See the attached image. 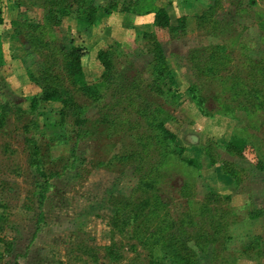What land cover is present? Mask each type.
<instances>
[{
  "label": "trees",
  "instance_id": "16d2710c",
  "mask_svg": "<svg viewBox=\"0 0 264 264\" xmlns=\"http://www.w3.org/2000/svg\"><path fill=\"white\" fill-rule=\"evenodd\" d=\"M15 1L43 10V23L19 19L9 21L16 34L26 36L28 47L43 57V65L40 69L29 67L27 70L32 85L38 89V93L29 97V108L10 101L0 104V130L6 127L10 115L21 119L37 113V118L25 124V130L47 137L51 142H73L77 145L91 137L98 124L106 126L109 137L130 139L132 149L114 158L134 162L135 173L139 177L136 188L138 195L129 196L116 204L113 228L124 233L130 227L131 237L137 241L131 245V249L138 253V246H141L146 250L150 264H200L198 251L208 253L211 246L212 264H236L243 256L250 259L255 255L264 256L262 235L254 236L245 249L235 254L224 253L225 245L231 239L229 226L239 220V212L231 205V193L223 194L208 187L203 199H199L196 179H186L180 186V196L187 204L186 211L176 217L169 209L170 202L163 194V185L170 172L177 168L173 167L174 162L197 170L202 169L203 163L197 157L184 155L185 148L175 144L177 133L167 125L174 116L165 109L160 98L177 89L164 84L170 68L158 35L146 31L140 34L146 51L152 54L144 71L135 68L129 56L119 54L112 45L99 46L95 56L99 72L97 80L88 79L82 63L83 56L90 50L88 43L73 40L68 49L59 46L66 17H74L78 28L88 31L102 14H119L123 17V24L132 28L134 15L154 12L155 26L167 30L170 38L177 39L187 34V15L178 16L174 24L166 6L157 5V0H103V5L98 0ZM221 8V0H210L206 10L195 14L198 29L216 36L223 35L228 24L216 17ZM6 24L4 6L0 0V27ZM244 57L241 64H235L228 44L222 43L193 48L188 59L197 78L228 82V89L238 108L252 114L258 109L264 110V60H256L246 54ZM6 59L0 32V66L6 63ZM188 92L202 114H213L198 83L191 85ZM78 93L97 107L98 117L95 120L88 116V104L78 100ZM48 102H58L60 107L46 111L43 106ZM41 116L45 117L43 123L39 120ZM246 138L234 134L224 148L230 154L250 160L263 171L264 152ZM26 145L29 164L42 178L34 191L42 209L52 187V179L60 172L48 168L38 141L29 138ZM210 146L205 147L207 168L221 163L224 172L235 181L233 189L238 191L246 170L231 160L220 159ZM249 216H264V210L250 211ZM44 217L42 210L39 221H43ZM2 229L0 225V232ZM190 241L197 249L189 244ZM2 242L8 244L7 252L11 253L12 242L0 234ZM116 246L117 242H113L105 247L108 257L116 261L124 260V253H117ZM2 257L0 253V260Z\"/></svg>",
  "mask_w": 264,
  "mask_h": 264
},
{
  "label": "rangeland",
  "instance_id": "374dc122",
  "mask_svg": "<svg viewBox=\"0 0 264 264\" xmlns=\"http://www.w3.org/2000/svg\"><path fill=\"white\" fill-rule=\"evenodd\" d=\"M221 3L222 8L216 17L228 24L223 35L200 31L196 22L192 21L188 24L186 35L165 42L168 53L178 54L172 59L182 66L174 72L181 86L170 73L164 84L177 90L160 98V102L173 113L174 118L167 125L178 135L176 146L185 148L184 155L202 160L203 167L197 170L174 162L173 167L177 168L167 176L163 194L176 217L187 208L186 201L180 196V186L186 179H196L197 197L203 199L208 187H211L210 178L215 177L214 172H209L206 166L205 147L208 145L220 159L231 160L243 167L246 171L238 191L247 192L250 199L246 206L242 204L248 195L240 200L231 199V205L236 203L240 215L237 225H232L234 238L227 241L224 251L235 254L242 250L246 237L249 234L252 237L251 233L260 232L264 241V218L254 226V230L253 225L249 227L247 224L251 209H264V170H259L250 160L230 154L224 146L237 134L248 137L246 140L254 142L264 152V110L258 109L251 114L239 109L228 89L229 83L197 78L188 58L193 48L226 43L235 64H241L245 54L256 60H264V0H221ZM2 4L7 24L0 27V32L7 59L0 66V104L10 101L29 108V97L38 93V89L32 85L27 70L29 67L40 69L43 57L28 47L26 36L16 34L9 21L19 19L43 23V10L20 5L15 0H2ZM181 13L182 9L176 5V14ZM71 22L77 25L74 17L65 18L59 46L68 49L73 40L77 43L83 40L89 44L87 37H82V32L72 27ZM139 40L138 55H127L135 68L144 71L151 58L146 56L144 41ZM96 74L93 72L91 75ZM195 83L199 84L206 96V105L213 109L211 116L201 113L188 92V88ZM76 96L80 102L88 104L87 114L92 121L95 120L98 117L97 107L82 94ZM59 107L58 102H48L43 106L46 111ZM35 118L37 113L21 119L10 115L6 127L0 130V225L3 226L0 234L13 244L12 252L8 253V244L0 243V253L3 254L0 264H150L147 252L141 246H138V253L131 249V245L137 241L131 237L130 227L124 233L113 228L116 204L129 196L138 195L136 188L139 177L135 173L134 162L114 158L132 149L130 139L109 137L106 126L98 124L93 135L77 145L73 142H51L47 137L25 130V124ZM39 120L43 123L45 117L41 116ZM29 138L42 145V157L48 168L60 172L52 179V187L42 209L34 193L36 184L42 178L29 164L26 145ZM233 188L223 194L235 195ZM42 210L45 217L39 221ZM3 218L5 220L2 221ZM113 242L118 245L115 251L124 253V260L116 261L108 257L105 247ZM189 244L197 249L193 241ZM198 254L200 264H212L211 251L206 254L199 251ZM236 264H264V256L255 255L253 259L243 256Z\"/></svg>",
  "mask_w": 264,
  "mask_h": 264
},
{
  "label": "crops",
  "instance_id": "0c3cea01",
  "mask_svg": "<svg viewBox=\"0 0 264 264\" xmlns=\"http://www.w3.org/2000/svg\"><path fill=\"white\" fill-rule=\"evenodd\" d=\"M98 2H99V4H102V5L104 4L103 0H98ZM209 3H210L209 0H157V5L166 6V8L170 14V17H171V22L174 24L177 20V17L181 16V15H187L188 24L192 21L196 22L195 14L204 11L206 9V7H208ZM176 5L182 9V13L180 15L176 14ZM154 18H155L154 12H150L147 14H141V15H134L133 21H132L133 22L132 28H130V27H127L123 24V17L121 15L114 13V14H111L109 16H106V15L102 14L101 17L98 19L97 23L88 31H81L77 27V25H74V23L71 22V26L76 28L79 32L81 31L83 34L81 36L84 38L87 37V39L89 40L90 50L82 58V63H83V66H84V69L86 72V76L88 77V79L97 80L99 77V72L96 68V67H98V65L96 66V64H98V63H97V60L95 57L96 54L94 52L97 50V48L99 46H101L102 44H110L116 49V51L118 53L128 54L131 57H133L134 55H138L137 49H139V46H140V43H139V41H140L139 39H141L140 34L142 32L146 31V32H154L158 35V37L161 40V43L164 47L166 56H167V62H168L169 68H170V73L173 75V77L176 78L175 82H178V84L180 85L181 83H179V79H178V77L175 76L174 72L177 71L178 69H180L179 67L182 68V66H180V64H178V61L175 62L174 59H172L173 56L175 58V57H177L176 55H178V54L175 52L168 53V51L166 50L165 42L166 41L168 42L169 40H172V39L170 38L167 30L158 29L155 26ZM84 34H86V35H84ZM146 53H147L146 56L152 59V54H150L148 52H146ZM183 70H185V69L183 68ZM93 72H95L97 74L95 76H92L91 74ZM207 169L210 170L209 172H212V173L214 172V174H215V177L212 176L210 178V181H209L210 182L209 185L211 186V188H213V189L215 188L218 192L223 193L226 191L228 192L232 187H234L235 181H234L233 177H231L229 174L224 172L221 163H216L212 167L207 168ZM257 193H259V191ZM245 195H248V194H247V192L245 193L243 190L241 192L236 191L235 195L232 193V200H235V198L239 199V200L244 199ZM247 198L248 199L246 201L244 199L243 204H242L243 206H246L245 204L250 199V195H248ZM235 204H233V207L235 208V210H237L239 212V215H240V210H239L238 206ZM242 205H240V206H242ZM253 210H256V209H251L250 211H253ZM262 217L264 218V216H260L257 218H248L247 224L249 225V227H252V225H253L252 230H254V226L257 223L261 222L260 219ZM238 222H239V220L236 223H238ZM236 223H233L229 226V234L231 235V240L234 238V235L231 232V230L233 228L232 225L235 226V225H237ZM247 230H250V229L247 228ZM251 234H253L252 237H250L251 236L250 234H249V236L246 237L247 241L241 247L242 250L245 249L252 242L251 240L254 238V236L259 235L260 232H258V233L254 232ZM210 251L211 252L213 251L212 247L209 250V252ZM198 253H199V251H198Z\"/></svg>",
  "mask_w": 264,
  "mask_h": 264
}]
</instances>
